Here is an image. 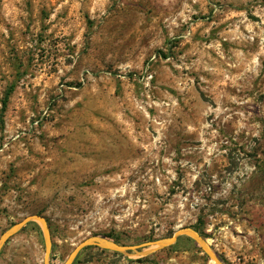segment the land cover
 I'll return each mask as SVG.
<instances>
[{
	"label": "rangeland",
	"instance_id": "obj_1",
	"mask_svg": "<svg viewBox=\"0 0 264 264\" xmlns=\"http://www.w3.org/2000/svg\"><path fill=\"white\" fill-rule=\"evenodd\" d=\"M30 215L50 264L181 228L264 264V0H0V236ZM44 250L29 223L0 264ZM73 264L213 263L183 238Z\"/></svg>",
	"mask_w": 264,
	"mask_h": 264
},
{
	"label": "water",
	"instance_id": "obj_2",
	"mask_svg": "<svg viewBox=\"0 0 264 264\" xmlns=\"http://www.w3.org/2000/svg\"><path fill=\"white\" fill-rule=\"evenodd\" d=\"M29 223L36 224L40 229L45 248L43 264H50V255L52 248L50 229L46 219L43 216L39 215L27 216L20 222L11 226L8 230H6L0 236V254L7 242L11 238L19 234L21 230ZM181 237H187L191 241H193L211 263L224 264L214 252L212 247L207 243V241L198 232L191 228L178 229L173 233L172 236L168 238L160 239L156 242L146 243L139 246H124L104 237L92 236L82 241L73 249V251L68 256L65 264H73L79 254L86 248H96L99 250L108 251L111 253L119 254L125 258H145L173 246Z\"/></svg>",
	"mask_w": 264,
	"mask_h": 264
},
{
	"label": "trees",
	"instance_id": "obj_3",
	"mask_svg": "<svg viewBox=\"0 0 264 264\" xmlns=\"http://www.w3.org/2000/svg\"><path fill=\"white\" fill-rule=\"evenodd\" d=\"M39 216H40V215H39ZM195 231L198 232L203 238H206V235H205L203 232L199 231L198 229H195ZM95 236H100V235H95ZM105 238L108 239V240L114 241V242H116L117 244H120L119 240L116 239V238H113V237H111V236H105ZM183 238L186 239V240H189V238H187V237H181V238L178 239V241H179L180 239H183ZM178 241H177V242H178ZM190 242L193 243V241H191V240H190ZM171 247H172V246H171ZM171 247H170V248H171ZM88 250H96V251H99V252H101V253H106V252H107V251L99 250V249H96V248H86V249H84L82 252H84V251H88ZM114 254H115V253H114ZM224 264H228V263H224Z\"/></svg>",
	"mask_w": 264,
	"mask_h": 264
}]
</instances>
